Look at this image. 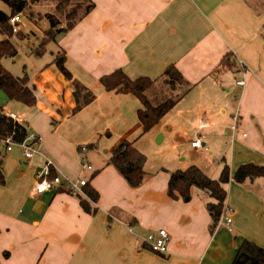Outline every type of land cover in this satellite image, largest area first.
Segmentation results:
<instances>
[{
  "label": "crops",
  "instance_id": "obj_1",
  "mask_svg": "<svg viewBox=\"0 0 264 264\" xmlns=\"http://www.w3.org/2000/svg\"><path fill=\"white\" fill-rule=\"evenodd\" d=\"M86 1L94 9L53 44L95 99L75 113L74 86L51 62L28 77L35 105L6 109L40 143L31 159L19 148L0 155V264H232L246 240L264 248V177L233 179L241 165L264 166V0ZM171 66L192 88L143 134L139 99L105 91L100 78L122 69L155 80ZM123 141L147 158L136 189L108 164ZM47 159L62 180H88L95 215L61 187L35 195ZM224 163L232 222L210 232L208 197L193 189L174 200L168 183L192 166L217 179ZM160 229L170 235L163 255L146 242Z\"/></svg>",
  "mask_w": 264,
  "mask_h": 264
},
{
  "label": "trees",
  "instance_id": "obj_2",
  "mask_svg": "<svg viewBox=\"0 0 264 264\" xmlns=\"http://www.w3.org/2000/svg\"><path fill=\"white\" fill-rule=\"evenodd\" d=\"M11 9L8 15L0 11V33L5 35L0 40V89L7 95L10 101L19 102L25 106L31 107L36 103L33 90L30 87V80L27 76L15 77L10 74L2 65L3 58H12L16 55V47L12 42V37L17 35L19 39L25 38L19 31L13 33L9 20L16 14H22L31 2L21 0H2ZM71 0H61L60 8L68 4ZM86 8L82 15L77 16L72 13L68 15L67 24L62 29L58 28V23L54 20L50 22V28L46 31V39L41 42L39 50L42 54L45 46L65 36L72 30L82 19H84L93 9L94 3L86 1ZM61 56L56 55L52 64H54L62 76L71 81L74 86V97L76 107L74 112L81 111L90 104L95 96L80 82L75 80L67 69L65 52H61ZM100 83L107 92H116L119 94H131L135 96L142 104V108L138 112L140 122L143 126V134L154 128L160 120L168 114L177 103L191 90L190 85L184 80L181 73L171 66L157 79L153 80L148 77H140L131 79L122 70L104 75L100 78ZM166 87L170 95L163 94L162 89ZM27 123L18 122L7 115V111L0 105V139L12 137L14 141L21 142L29 136ZM147 158L138 149L134 147V143L123 141L111 153L108 164L113 166L116 171L125 179L131 188H139L146 181V172L144 167ZM56 175L52 173L51 179ZM264 177V166L255 164H244L235 171L233 179L236 183L242 184L247 180H255ZM230 181V168L224 163L221 174L217 179L207 177L199 168L192 166L185 171H177L171 173L168 183V195L174 200L190 199L191 191L198 189L202 194L208 197L206 209L210 215L211 223L210 232H214L220 219L225 211L227 199V185ZM4 184V174L2 162L0 161V185ZM61 192L73 194L70 188L61 187ZM83 194H77L80 206L84 212L95 215L98 210L99 193L91 186L86 184L82 187ZM232 264H264V248L258 246L252 241L246 240L239 249L236 258Z\"/></svg>",
  "mask_w": 264,
  "mask_h": 264
},
{
  "label": "rangeland",
  "instance_id": "obj_3",
  "mask_svg": "<svg viewBox=\"0 0 264 264\" xmlns=\"http://www.w3.org/2000/svg\"><path fill=\"white\" fill-rule=\"evenodd\" d=\"M61 0H37L31 2L30 6L20 14V32L25 38L22 40L14 35L12 42L16 47V55L12 58H3V67L15 77H30L40 68V66L49 65L56 57V47L52 43L45 46L44 52L37 55L42 47L41 42L46 39V31L50 28L51 20L58 23V28L62 29L67 24L69 14L80 16L84 13L86 2L84 0H71L64 8H60ZM0 11L6 14L11 13L9 6L0 0ZM5 35L0 33V40ZM42 38L39 42V39ZM35 50V51H34ZM61 52L58 55L61 56ZM163 94L169 96L170 93L163 87ZM0 105L9 109L11 101L7 95L0 89ZM16 111V110H14Z\"/></svg>",
  "mask_w": 264,
  "mask_h": 264
},
{
  "label": "built area",
  "instance_id": "obj_4",
  "mask_svg": "<svg viewBox=\"0 0 264 264\" xmlns=\"http://www.w3.org/2000/svg\"><path fill=\"white\" fill-rule=\"evenodd\" d=\"M24 2H31L32 0H21ZM20 14L12 16L9 20V24L12 27L13 33H18L20 31ZM238 86H244V80H239L236 82ZM7 115L15 121L21 122V120L12 113H7ZM40 143V138L35 134H29V136L21 142L14 141L12 137H7L6 139H0V155H4L12 152L14 149L19 148L26 159L33 158L38 153V146ZM194 148H204L202 147V141L196 140L192 143ZM82 149V151H84ZM53 162L51 160H46V164L43 172L37 175V182L35 186V195H40L44 192L56 189L58 187L70 188L73 194H83L82 187L88 184L87 179H79L76 181H71L68 179L62 180L59 176H55L51 179V167ZM83 166L86 170L92 171L93 167L90 164H85ZM227 208L220 219V222H225L227 226H230L232 219L226 215ZM146 242L149 244L152 251L159 254H166L168 252V245L170 242V235L165 229H160L155 233L149 234L146 238Z\"/></svg>",
  "mask_w": 264,
  "mask_h": 264
},
{
  "label": "water",
  "instance_id": "obj_5",
  "mask_svg": "<svg viewBox=\"0 0 264 264\" xmlns=\"http://www.w3.org/2000/svg\"><path fill=\"white\" fill-rule=\"evenodd\" d=\"M160 139H162L161 137H159V140H157V143H160ZM189 198L186 199V201H188Z\"/></svg>",
  "mask_w": 264,
  "mask_h": 264
}]
</instances>
